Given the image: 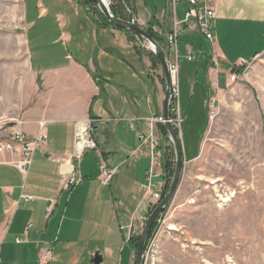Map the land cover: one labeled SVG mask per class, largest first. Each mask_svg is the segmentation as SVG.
<instances>
[{
    "label": "rangeland",
    "instance_id": "1",
    "mask_svg": "<svg viewBox=\"0 0 264 264\" xmlns=\"http://www.w3.org/2000/svg\"><path fill=\"white\" fill-rule=\"evenodd\" d=\"M120 1L106 0V3L109 7ZM126 1L132 9L130 0ZM132 3L135 13L122 8L127 18L123 20L135 22L146 32L147 21L154 26L159 21L165 28L164 34L170 31L171 0H133ZM175 4L174 21H178L183 18L184 3L177 0ZM96 10L102 14L94 5L90 12H85L84 5L77 0H0V119L8 114L20 117L25 110L20 111L25 96L22 90L27 86L26 60L34 69L46 68L68 54L79 56L81 61L93 60L103 69L102 75L108 68L113 71L110 84L105 86L108 96L132 100L139 91L135 86L143 80L139 78L150 71L161 85L163 97L164 83L160 81L163 74L159 65L150 68L146 54L151 51L147 42L136 36L134 46L139 52L132 44L126 46L128 41L119 33L113 34L109 27H98L101 19ZM138 17L140 20L136 21ZM26 18L32 24L26 25L27 21L23 20ZM206 41L200 43L196 37L192 42L194 59L179 60V111H173L171 116L178 129L183 167L172 201L156 217L155 232L146 240L143 264H264V52L243 67H237L238 77L234 81L229 79L227 85H222L227 77L225 70L216 67L221 86L216 88L214 78L211 88L209 75L215 66H211L210 43ZM184 44L178 38L180 57L186 54ZM98 46L103 54L97 52ZM170 47H166L167 61L177 62L172 61L174 52ZM196 50H202L203 59L198 58ZM195 68L199 70L197 76H194ZM123 82L127 86H118ZM211 100L216 113L209 119L207 106ZM100 104L98 100L95 105ZM17 121L5 118L0 127ZM139 123L133 122L132 127L135 129ZM157 123L160 122L153 123L155 137L150 141L157 142L161 154L167 153L171 162L169 187L175 168L174 150L168 133L164 138L157 128L155 131ZM115 128L119 129L121 138L129 139L131 128L125 117ZM142 162L144 167L145 161ZM140 184L145 188L148 181L143 177ZM145 209L143 202L139 212Z\"/></svg>",
    "mask_w": 264,
    "mask_h": 264
},
{
    "label": "crops",
    "instance_id": "2",
    "mask_svg": "<svg viewBox=\"0 0 264 264\" xmlns=\"http://www.w3.org/2000/svg\"><path fill=\"white\" fill-rule=\"evenodd\" d=\"M132 2L130 0L132 9L128 8V3L123 7L124 11L126 8L135 13ZM185 4L181 8V18ZM213 7L216 12L215 39L208 43V56L211 66L215 67L209 73V84L212 88L215 78L218 89L221 85L216 67L224 68L228 78L222 85H227L229 71L235 70L233 66H244L264 52V0H214ZM172 17V27L166 34L159 21L157 26L147 21V27L150 25L164 39L166 47L170 46L165 42V36L174 28L173 11ZM23 20L27 21L26 25L32 24L27 18ZM110 29L113 34L119 33L126 39L123 31ZM177 31L176 54L170 47L177 60L173 58L172 61L179 64V60H186L189 53L192 61V42L197 37L202 43L196 23L193 20L184 22ZM178 38L185 42L186 52H183L186 54L181 57ZM137 39L126 42V46H134ZM98 47L97 52L103 54L101 46ZM196 52L197 56L202 55V50ZM119 59L125 61L122 57ZM150 68H153L151 63ZM101 69L93 60L81 61L79 56L70 54L46 68L34 69L26 60L27 86L22 90L25 96L20 111L25 110L20 117L3 113L0 125L5 118L15 119L17 123L6 125V131L19 129L31 136L42 133L46 138L34 150L26 175L18 172L16 167L19 156L0 153V264H93L95 253L101 257L99 264H134L135 247L130 238L136 237L127 235L128 226L130 223L138 226V219L147 215L152 206L154 191L140 183L147 177L151 153L160 148H151L155 124H149L145 118L162 115L163 89L150 71H146L145 77L139 78L140 81L143 78L140 85L135 86L139 91L132 100L108 96L105 86L110 84L113 71L108 68L102 75ZM198 71L195 68L194 76ZM162 80L161 77V84L164 83ZM15 85L18 87V83ZM118 86L127 85L123 82ZM98 100H101L100 106L95 105ZM88 116L95 117L91 134L97 148L86 149L80 159L72 158L74 124ZM124 117L131 128L128 140L121 138L119 129L115 128ZM136 121L141 123L134 129L132 124ZM154 129L156 131V127ZM148 134L150 138L147 139ZM139 135H143L144 141L141 142ZM45 150L75 167L80 182L71 190L61 189L60 166L46 158ZM162 156L156 160L160 161ZM142 161H145L144 167ZM101 162L116 170L106 186L99 181ZM143 202L146 209L141 213L139 208ZM46 248L51 250L50 258L42 263L40 253Z\"/></svg>",
    "mask_w": 264,
    "mask_h": 264
},
{
    "label": "built area",
    "instance_id": "3",
    "mask_svg": "<svg viewBox=\"0 0 264 264\" xmlns=\"http://www.w3.org/2000/svg\"><path fill=\"white\" fill-rule=\"evenodd\" d=\"M176 1L171 0V6L173 9V13L176 12ZM185 4V9L183 11V18L178 21H174V28L173 31L166 36L167 43L170 44L172 47H176L177 43V25L181 23H187L190 20H193L196 23V26L202 36L208 41L213 42L214 40V33H213V26L215 21V9L213 7L214 0H182ZM128 10V9H127ZM191 54H188V61L191 60ZM169 71L170 76L172 79L173 89H172V98H173V108L172 112L176 110L178 111V100H179V92L177 84V73H178V66L175 63L169 64ZM237 77L236 69L232 71L230 74V80L234 81ZM216 109L214 107V101H208V117L212 119L215 116ZM149 124H153L156 122L164 123V119L162 116L158 117H149L146 118ZM94 120L86 118L85 120L78 121L74 124V152L72 158L80 159L82 154L86 149H96L97 144L95 140L91 136V128L92 123ZM171 123L175 124V121L171 119ZM177 126V125H176ZM45 135L42 133H38L34 136L25 134L19 129H13L10 131H6L5 127H0V153H10L19 156V160L16 161V167L23 175L29 170L32 161V155L34 150L39 147L40 144H43L45 141ZM140 140L143 139L142 136L139 137ZM159 144L157 142H151V148L158 149ZM46 158L57 162L60 166V176H61V189L64 190H71L80 182V177L78 176L75 167L66 161L64 158L56 157L52 152L49 150H45ZM162 155L161 152L156 150L153 152L151 156V164L149 169L146 171V179L148 181L147 188L151 189L153 193V202L152 206L155 204L156 200L159 199L161 193V177L162 172L161 169V162L157 161V157ZM99 181L102 185L106 186L109 185L112 177L115 174V168L108 166L106 163L101 162L99 166ZM49 210V209H48ZM147 221V215L141 216L138 219V226H134L133 223H130L128 226V236H136L138 235L139 231H141L143 225ZM49 248L44 249L40 253V261L42 263H46L50 258Z\"/></svg>",
    "mask_w": 264,
    "mask_h": 264
},
{
    "label": "water",
    "instance_id": "4",
    "mask_svg": "<svg viewBox=\"0 0 264 264\" xmlns=\"http://www.w3.org/2000/svg\"><path fill=\"white\" fill-rule=\"evenodd\" d=\"M78 1V0H77ZM95 4L100 10V12L103 14L105 19L108 20V22L117 27L120 28L128 33H133L135 35L140 36L142 39H144L147 44L149 45L150 51L155 55L156 58H158L159 66L161 68V72L163 74L164 84H165V93L163 97V105H162V115L165 119L164 126L167 128L168 136L170 139V142L172 144L173 150H174V156H175V168L173 177L171 180V183L168 187L167 192L165 193L164 197L161 199V201L153 207L152 211L148 214V219L143 227V230L141 232V235L138 239L137 245H136V251H135V262L134 264H143L144 259V247L147 240V235L149 232V229L152 225V223L155 221L156 217L159 215V213L167 207V205L172 201L174 192L177 188L180 174L183 167V152H182V146L180 143V140L178 139V135L176 133L174 125L169 120L168 111L171 105L172 98V81L170 77V71L168 68V62L165 55V52L161 45L155 41V39L145 30H143L139 25L123 20L121 18L115 17L110 12L107 5L103 2V0H95ZM101 262V257L98 253H95L92 258L93 264H99Z\"/></svg>",
    "mask_w": 264,
    "mask_h": 264
},
{
    "label": "trees",
    "instance_id": "5",
    "mask_svg": "<svg viewBox=\"0 0 264 264\" xmlns=\"http://www.w3.org/2000/svg\"><path fill=\"white\" fill-rule=\"evenodd\" d=\"M79 1V4H82L84 5V8H85V12H90L91 8H92V5H94V7L96 6L95 5V0H78ZM118 1V0H117ZM121 3H123V6L121 5ZM127 1L126 0H121L120 2H116L114 4H111L109 6V9H110V12L112 13L113 16L115 17H118V18H121V19H127L125 16H124V12H123V7L125 5H127ZM91 5V6H90ZM97 11V10H96ZM99 17H100V22L98 25V27H101V28H105V27H109V28H112L114 30H119L120 31H123L126 35V39L128 42H134V39H136V36L135 34L133 33H128V32H125L124 30L120 29V28H117L113 25H111L107 19H105V17L103 16V14H100L98 11L96 13ZM95 21V20H94ZM96 22V21H95ZM147 32L155 39V41H157V43L159 45H162L164 48V50L166 51V46L163 45L164 44V39L157 35L151 28V26L149 25V27L146 28ZM201 36V40L203 41H206L205 38L200 34ZM140 37V36H139ZM166 37V36H165ZM166 42V40H165ZM207 42V41H206ZM208 43V42H207ZM134 48L137 49L136 46H134ZM200 48V47H199ZM137 51L139 52V50L137 49ZM201 52V51H200ZM148 54V59L150 60V63L152 65L153 68H156L158 65H159V62H158V58L155 57V55L153 53H147ZM201 56V57H200ZM204 57V56H203ZM202 55H198V58L199 59H203ZM209 57V56H208ZM188 61V60H187ZM243 67V66H242ZM233 68V67H232ZM195 73V72H194ZM237 73H240L239 70H237ZM164 82V79L162 80ZM165 85V84H164ZM207 109H208V106H207ZM170 117H171V114L169 113ZM159 116V115H158ZM157 117V116H155ZM89 119H92L94 120V122L92 123V127L95 125V117H91V116H88ZM158 124V123H157ZM91 127V128H92ZM156 128H157V131L160 133L161 136H163L164 138H166V135H167V128L166 126H164L163 123H159L158 125H156ZM178 131V129H176V132ZM91 133H92V129H91ZM92 136V134H91ZM93 138V137H92ZM94 139V138H93ZM95 140V139H94ZM96 142V141H95ZM97 144V142H96ZM172 158V157H171ZM160 162H161V171H162V177H161V181H162V189H161V193H160V196L162 198V196L166 193L167 189H168V184H169V181H170V166H171V162L169 161L168 159V156H167V153H163V156L161 157L160 159ZM150 211H151V208H150ZM150 211H148V213H150ZM155 229H156V224H155V221L152 223L150 229H149V232H148V235H147V240H149L153 233L155 232ZM139 237H136V238H130V241L134 244V247L136 248V245H137V241H138Z\"/></svg>",
    "mask_w": 264,
    "mask_h": 264
},
{
    "label": "bare ground",
    "instance_id": "6",
    "mask_svg": "<svg viewBox=\"0 0 264 264\" xmlns=\"http://www.w3.org/2000/svg\"><path fill=\"white\" fill-rule=\"evenodd\" d=\"M103 2L107 5V3H106V0H103ZM107 7H108V5H107ZM109 8V7H108ZM126 21H128V20H126ZM130 22H133V21H130ZM133 23H135V22H133ZM136 24V23H135ZM138 25V24H137ZM140 26V25H139ZM144 30V29H143ZM200 33V32H199ZM201 34V33H200ZM202 35V34H201ZM138 36V35H137ZM167 36V35H166ZM165 40H166V37H165ZM208 42V41H207ZM166 43H167V40H166ZM210 43V42H209ZM212 43V42H211ZM210 43V44H211ZM162 47V46H161ZM151 47H149V49H150ZM174 48V47H173ZM191 54V53H190ZM187 58H188V55L186 56ZM187 60V59H186ZM190 61V60H189ZM168 62V68H169V61H167ZM173 63H175V62H173ZM176 64H177V66H178V62H176ZM243 65H245V64H243ZM239 66H241V65H235V66H233V68L234 69H236L237 67H239ZM170 73V72H169ZM236 73H237V71H236ZM171 77V76H170ZM237 77H238V73H237ZM236 77V78H237ZM172 78V77H171ZM173 79V78H172ZM172 79H171V81H172ZM236 80V79H235ZM176 81H177V84H178V80L176 79ZM176 84V85H177ZM178 86V85H177ZM172 89H173V84H172ZM178 92H179V86H178ZM179 96H180V93H179ZM178 102H179V100H178ZM172 108H173V99L171 100V105H170V108H169V111H168V115H169V113L172 115L173 114V112H172ZM178 111H179V108H178ZM150 117H155V116H150ZM158 117V116H157ZM163 117V116H162ZM147 118H149V117H147ZM146 119V118H145ZM164 119V118H163ZM171 119H172V116L170 117V115H169V120H170V122H171ZM165 120V119H164ZM178 121H180V120H178ZM177 121V122H178ZM164 123H165V121H164ZM163 123V124H164ZM174 125V124H173ZM174 126H176V125H174ZM176 130V129H175ZM177 133V132H176ZM161 148H159L158 150H160ZM160 172H162L161 171V169H160ZM161 183H162V181H161ZM148 217V216H147ZM148 219V218H147ZM145 225V224H144ZM143 230V229H142ZM137 237V236H136ZM140 237V236H139Z\"/></svg>",
    "mask_w": 264,
    "mask_h": 264
}]
</instances>
